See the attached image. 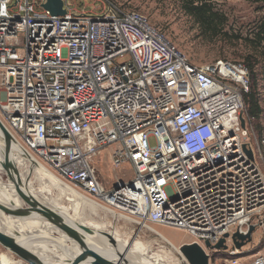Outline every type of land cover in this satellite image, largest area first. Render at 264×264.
Listing matches in <instances>:
<instances>
[{
  "label": "built area",
  "instance_id": "2783aa9c",
  "mask_svg": "<svg viewBox=\"0 0 264 264\" xmlns=\"http://www.w3.org/2000/svg\"><path fill=\"white\" fill-rule=\"evenodd\" d=\"M62 1L55 15L46 0H0V119L17 145L119 219L187 231L210 264L214 250L231 256L225 264H264V153L244 103L248 65L194 64L141 11ZM109 147L114 167L134 170L111 187L92 165ZM251 225L256 253L233 240ZM227 233V248L207 246ZM3 256L30 264L0 243V264H11Z\"/></svg>",
  "mask_w": 264,
  "mask_h": 264
},
{
  "label": "rangeland",
  "instance_id": "374dc122",
  "mask_svg": "<svg viewBox=\"0 0 264 264\" xmlns=\"http://www.w3.org/2000/svg\"><path fill=\"white\" fill-rule=\"evenodd\" d=\"M73 1L78 7L91 8L92 11L101 10V3L106 5L113 3L124 10L135 9L141 11L147 15L154 27L159 29L179 51L185 54L192 63L197 65L206 64L218 59L246 63L244 57L246 54L251 53L253 49L243 37L251 36L253 25L260 13L257 9V4L249 0H212L215 9L223 12L227 17V21L220 27L219 31L214 33L211 30H206L195 20L194 16L184 8L183 0ZM235 35H240L241 38L238 39ZM259 83L261 102L264 108V73L259 75ZM249 127L251 128V125ZM252 128L264 153V112L260 122L252 124ZM156 144V138L150 137L151 147H155ZM111 150V147L103 150V153L96 156L92 162V165L98 169V173L107 187L113 186L118 178L130 179L134 176V170L129 163L118 168L113 166L108 157ZM256 154L258 161L264 168L259 153L257 152ZM52 194L55 193L52 192ZM71 202V200L67 199L64 204L71 206ZM100 213L104 214L102 211ZM105 221H107L105 231L110 232L119 243L123 244V240H128L129 242L135 240L142 241L146 246L151 248L149 249L151 254H166L172 264H175V262L177 264L187 263V261L179 257L177 250L174 248L175 245L194 240L185 230L160 224H150L153 229L140 228L136 223L126 222L122 219L115 220L111 214L108 215ZM260 233L261 231L257 229L253 234V241L245 246L246 249H251V253H256L263 248L262 243L255 249ZM118 238H121V240ZM169 241L175 245H171ZM106 245L112 248L111 244L106 243ZM212 255L213 264H222L226 259L231 258L228 253L218 250H214Z\"/></svg>",
  "mask_w": 264,
  "mask_h": 264
},
{
  "label": "water",
  "instance_id": "95a60500",
  "mask_svg": "<svg viewBox=\"0 0 264 264\" xmlns=\"http://www.w3.org/2000/svg\"><path fill=\"white\" fill-rule=\"evenodd\" d=\"M43 6L44 8L50 10L52 14H65L62 0H47L43 4ZM244 125L245 122L243 120V126ZM0 127L4 132L8 143L10 142V139L14 140L10 131L1 121V119ZM247 152L250 157L253 158L252 150L247 149ZM25 155L26 158L30 161L33 160L30 154H28L27 152H25ZM5 180H7L10 184L5 187L4 193L0 194V210L16 217L37 216L44 219L49 229L39 231L38 233H31L28 236H47L57 239L62 243L66 242L76 249V253L74 255H69L63 248L65 257H61L60 259L55 260L49 253H45L42 255L41 253H37L31 251L30 249H27L18 242V239L15 236L7 234L0 230V243L2 244V246L10 249L17 256L31 264H51V261L57 264H97L92 259L89 251L85 248L81 239L78 237L76 229L61 213H58L53 208L47 207L42 202H40V197L33 187L31 176L23 172L20 167L16 165V163L10 161L8 157L0 159V181L4 182ZM115 187H117V184H115ZM11 198H14V200H12ZM4 199L12 202H20V204L24 203V207H20V209L12 211L2 204ZM73 202L74 209L78 210L81 206L80 201L76 200ZM20 206L23 205L21 204ZM80 228L91 234L94 233V229L86 224L81 223ZM254 229L255 227L251 225L250 230L247 234H241L238 231L235 232L233 235L235 246L240 249L248 242H251L252 232ZM104 232L110 238L114 239V236H112L110 232ZM15 234H19V231H15ZM228 235V233L225 234V236L216 245L211 246V243L209 241H207L206 244L208 247L216 249L227 248L225 242ZM28 236L24 238H27ZM176 250L179 254V257L184 261L187 260L188 264H210L209 254H207L205 249L197 242L185 243ZM132 261L133 260L129 259L130 264H133Z\"/></svg>",
  "mask_w": 264,
  "mask_h": 264
},
{
  "label": "bare ground",
  "instance_id": "6f19581e",
  "mask_svg": "<svg viewBox=\"0 0 264 264\" xmlns=\"http://www.w3.org/2000/svg\"><path fill=\"white\" fill-rule=\"evenodd\" d=\"M11 155H16V157H14V158L16 161L18 160L19 163L22 161L23 157H26L25 151L19 145H17V143L14 140L10 139V142L8 143V140H7L4 132L2 131V129L0 127V159H4L5 157H8L9 160L13 162V157L11 158ZM17 157H19L20 159ZM32 159L33 160L31 162L34 164V167H33L34 170L33 171L35 174L37 173V177H40L41 179L42 178L53 179L56 183L55 182L51 183L50 188L52 187V188L56 189V187H57L60 190V192L61 191H62V193L67 192L68 198L73 197V200L80 201L81 205H83L82 209H83L84 213L86 211H90V212H93V213L99 215L100 211H102V212H106V213H112L113 215L115 214L113 211H109V210L103 208L96 201H93L90 198H87V197L83 196L82 194L77 193V191L73 190L72 188H69L67 186L62 185L61 183H59L58 179L54 176V174L50 170L46 169L41 164L39 165L34 157H32ZM43 180H45V179H43ZM49 182H51V181H49ZM81 215H82V213H81ZM115 215L117 216V214H115ZM104 216H105V214H104ZM69 223L76 229V231L78 233V237L81 239L85 248L89 251L92 259L97 264H130L129 263V257H130V259L133 260L132 261L133 264H172L168 259V255L160 254V253L151 254L149 252V249H151V248H149V246H146V244L143 242H139L136 240L133 242H129L128 240H123L124 243L121 244L117 241V239L115 237H114V239L110 238L102 230L94 229V233L91 234V233L81 229L79 224L75 225V224L71 223L70 221H69ZM96 228L105 229L106 225L104 223H99L96 225ZM21 230H23V229L21 228ZM13 234L18 239V242L20 243V240L23 238V236L20 233L19 234L13 233ZM114 234H116V233H114ZM116 236H118V235H116ZM33 238H42V239L50 240V238H48L47 236H38V237H33ZM103 240H104V242H103ZM119 240H121V238ZM60 243H61V245L64 246V248L68 249L69 255H71V254L74 255L76 253L75 252L76 249L74 247H72L70 244H68L66 242H64V243L60 242ZM106 243L111 244L112 248H110L108 245H106ZM27 249H29V248H27ZM30 250L33 251V249H30ZM43 252H45V251L44 250L41 251L42 255L44 254ZM3 257H4L5 262H9L7 256H3ZM9 263L12 264V263H14V261L9 262ZM51 264H57V263H52V261H51ZM175 264H177V262H175Z\"/></svg>",
  "mask_w": 264,
  "mask_h": 264
},
{
  "label": "crops",
  "instance_id": "0c3cea01",
  "mask_svg": "<svg viewBox=\"0 0 264 264\" xmlns=\"http://www.w3.org/2000/svg\"><path fill=\"white\" fill-rule=\"evenodd\" d=\"M12 157H13V162L16 163V165H18L23 172H25L26 174L31 176L33 187L40 197V202H42L47 207L53 208L58 213H61L71 223H73L75 225H78V224L80 225L82 223V224H86L90 227L93 226L92 227L93 229L105 231V229L96 228V225L99 223H104L107 227V221H105V219H107L109 214L112 215V218L114 217L115 219H119V218H116L117 216L115 214L113 215L112 213H106V212H104L105 216H104V214L100 213L98 215V214H95V213L90 212V211H86L85 212L86 214H85L83 209H82L83 205H81L78 210H75L74 209V202H73L75 200H73V197L68 198L67 192L62 193V191L60 192V190L57 187H56V189H54L52 187L50 188L51 183L55 182L53 179H50V178H42L41 179L40 177H37V173L35 174L33 171L34 170V168H33L34 164L29 159H27L26 157H23V159L20 163L18 160L17 161L15 160L14 157H16V155H11V158ZM17 158H19V157H17ZM43 179H45V180H43ZM49 181H51V182H49ZM8 184H10V183L7 180H5L4 182L0 181V194L4 193V191H5L4 189L6 186H8ZM52 192H54L55 194H52ZM11 199L14 200V198H11ZM67 199H69L71 201L73 200L72 201L73 203L71 202L72 203L71 206L64 204L65 200H67ZM2 204L5 205V207L11 209L12 211L20 209V207H24V203H21L23 206H20L21 205L20 202H12V201H8L5 199H4ZM81 213H82V215H81ZM21 228L23 230H21ZM48 229H49V227L47 226L46 221L42 218L37 217V216L16 217L13 215H9L6 212L0 210V230H2L3 232H5L7 234H11L13 236H14L13 233H15V231H19V233L23 236V238L20 240L21 245H23L26 248L33 249L34 252L41 253V251L44 250L45 251V252H43L44 254L45 253L51 254L52 258L55 260H58L61 257H65V254L63 251L64 246L61 245L59 240L54 239V238H50V237H48V238H50V240H48V239L33 238L31 236H28L31 233H38L39 231L48 230ZM26 236H28V237L24 238ZM139 242H142V241H139ZM192 242L193 241L183 242L179 245H175L172 242L171 243L173 245H175L176 248H179L181 245H183L185 243H192ZM64 249L66 250V253H68V249L67 248H64ZM52 263H55V262L52 261Z\"/></svg>",
  "mask_w": 264,
  "mask_h": 264
},
{
  "label": "trees",
  "instance_id": "16d2710c",
  "mask_svg": "<svg viewBox=\"0 0 264 264\" xmlns=\"http://www.w3.org/2000/svg\"><path fill=\"white\" fill-rule=\"evenodd\" d=\"M249 1L256 3L260 12L253 25L251 36L243 37L253 49L244 57L250 70V90L244 93V103L246 112L254 124L260 122L264 112L259 83V75L264 73V0ZM183 6L201 26L214 33H217L227 21L226 15L215 9L212 0H183ZM235 36L241 38L240 35Z\"/></svg>",
  "mask_w": 264,
  "mask_h": 264
}]
</instances>
